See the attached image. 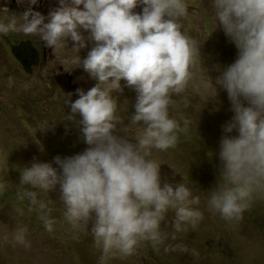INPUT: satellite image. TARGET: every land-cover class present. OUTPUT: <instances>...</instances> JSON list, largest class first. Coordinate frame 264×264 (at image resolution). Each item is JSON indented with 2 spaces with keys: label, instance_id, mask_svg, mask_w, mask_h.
Wrapping results in <instances>:
<instances>
[{
  "label": "clouds",
  "instance_id": "9594fccd",
  "mask_svg": "<svg viewBox=\"0 0 264 264\" xmlns=\"http://www.w3.org/2000/svg\"><path fill=\"white\" fill-rule=\"evenodd\" d=\"M8 2L0 5V36L39 37L65 71H70L67 65L82 67L96 81L87 92L77 88L79 98L74 102L72 93L63 98L71 110L66 119L82 125L88 147L74 156H56L57 167L33 162L23 168L19 200L38 208L45 230L52 232V208L38 197L59 186L63 220L73 231L85 229L91 235L101 253L98 264L136 256L145 245L157 251L161 246L165 252L186 251L182 244L166 242L198 227L204 219L194 207L200 198L184 183H162L161 163L153 151L176 148L181 134L189 131L187 122L181 126L170 115L177 103L174 96L184 94L197 79L210 98L217 94L204 71L200 42L182 31L188 4L185 0H58L59 6L45 17L33 10L38 0H16L18 5L28 4L19 15L9 14ZM138 6L141 13L134 12ZM211 13L214 29L218 23L238 50L235 62L215 80L226 90L234 113L224 132L235 130L238 135H225L220 141V176L207 201L211 212L232 224L240 222L257 200H264V0H211ZM89 42L92 47L81 59L78 53ZM65 50L72 55H62ZM121 80L136 92L135 112L127 125L117 115L113 95L123 92ZM184 104L187 107L186 100ZM76 114L81 117L78 121ZM6 189L0 183V192ZM170 212L173 232L168 234L161 225ZM27 232V227H18L10 237L0 238L29 250Z\"/></svg>",
  "mask_w": 264,
  "mask_h": 264
},
{
  "label": "rangeland",
  "instance_id": "374dc122",
  "mask_svg": "<svg viewBox=\"0 0 264 264\" xmlns=\"http://www.w3.org/2000/svg\"><path fill=\"white\" fill-rule=\"evenodd\" d=\"M185 2L188 4V15L182 21V31L200 42L204 71L217 94L215 98H210L211 93L197 79L190 83L184 94L174 96L177 103L170 109V115L181 126L187 122L189 131L186 136L181 134L182 140L176 148L162 153L153 151V157L161 163L162 183H184L191 189L193 196L200 198L199 204L194 207H198L204 214V219L194 229L197 231L196 236L191 235L190 229L183 233L186 251L179 253L182 255L180 261L186 264H264V200H257L244 213L240 222L232 224L225 222L218 213H213L208 208L210 191L217 186L220 176V172L213 168L214 165L216 169L221 168L220 141L225 135H238L235 130L231 133L224 132L223 126L232 119L234 113L226 90L215 84L216 77L231 64L224 54L230 44L234 43L218 23L214 29L211 0ZM0 5H5V0H0ZM58 6V0H38L32 7L34 11L47 17L49 11ZM6 7L10 10L9 14L19 15L26 10L28 4L18 5L16 0H10ZM134 12L141 13L142 6H138ZM83 34L88 35L87 32ZM20 41H28L38 52L39 64L32 68L31 73L24 72L11 53V46ZM67 43L71 48L72 42L69 40ZM91 47L89 42L86 48L80 50L78 55L81 59L86 58ZM62 55L70 56L72 53L65 50ZM235 55H238V50ZM66 67L70 71L64 70L60 59L50 48L44 46L39 37L25 36L22 33L0 36V183L7 185L6 190L16 193L23 191L24 186L19 183L20 171L30 167L33 162L51 163L53 167H57L54 163L56 156L49 154L48 147L61 139L62 134L68 136L77 130V126L82 128V125L66 119L71 110L69 105L63 103V98L67 93H72L71 100L74 102L79 98L77 88L87 92L95 86L96 81L82 67ZM120 83L123 92L113 95L117 96V115L124 118V124L127 125L135 112L136 92L126 87L125 81L121 80ZM75 119H81L79 114H76ZM117 134L123 135L119 132ZM57 155L63 156L59 152ZM44 195L49 201V207L56 208L60 223L64 224V206L59 200V186ZM16 212L22 215L24 211L16 206L7 209L6 205L0 204V237L3 234L10 237L16 228L27 227V239L31 242V248L25 250L11 243L10 239L6 242L0 238V264H98L101 253L97 248L83 256L77 253L80 250L61 244L63 241L68 242L70 233L51 232L48 235L45 227L29 220L27 214L14 217ZM172 221L170 212L166 222H171L172 226ZM90 228L91 223L88 225L89 230ZM80 235L89 239L87 243L94 244L93 238L85 229H82ZM109 264L152 263L140 251L138 255L125 260L114 258Z\"/></svg>",
  "mask_w": 264,
  "mask_h": 264
},
{
  "label": "trees",
  "instance_id": "16d2710c",
  "mask_svg": "<svg viewBox=\"0 0 264 264\" xmlns=\"http://www.w3.org/2000/svg\"><path fill=\"white\" fill-rule=\"evenodd\" d=\"M236 52H237V48L235 47V45L230 44V48L224 54L227 62L231 64L235 62V58H237L238 56V55H235ZM73 126L75 127L76 125L74 124ZM76 129H77L76 131L72 132L68 136H63L64 134H62L61 139H58L57 142H55L52 146L48 147L47 151L49 152V154L53 156H59L57 155L59 152L61 155H63V156H60L61 158L74 156L76 154H81L88 147V145L85 144L83 141V134H82L81 128L77 126ZM181 140L182 138H180V141ZM213 168H215V170L220 172L219 169H216L215 165ZM18 194L19 193H16L13 190H6L4 192H0V204L6 205L7 209H10V207L16 206L17 208L21 209L24 212L22 215L19 212H16V214H14V217L19 218L27 214L29 220L40 223L42 226H44L42 220L39 219L40 213H39L38 208L31 206L26 200L25 201L19 200ZM38 198L44 199L49 204V201L48 199H46L43 192L39 194ZM50 218L55 220L52 233L54 232V234H57L61 232H68L71 235V238L68 240V242L63 241V243L61 244H65L66 246H72V248H74L75 250L77 249V251L80 250L77 253L82 254L83 256L89 255L88 252L96 248L95 244L92 245L91 243H87V240L89 239L82 238L83 236L80 235V232L82 231V229H80L79 232L77 233L73 231L70 225H68L66 222L64 224H61L59 220V215L56 212V208L54 207H52V213H51ZM171 218L172 220L174 219L173 213H171ZM161 229L163 232L168 233V234H171L173 232L171 222L168 223L165 221L164 223H162ZM189 229L191 231L192 236L197 235V231H194V229H191V228ZM47 233L48 235H51V232H47ZM74 236H78V239H74ZM177 236L179 240L172 242L169 239V241H167L166 243H169V244L179 243L185 246L183 233H179L177 234ZM140 251L143 253V257L146 260H149L152 264H186L185 262L180 261L182 255L179 254L181 253V251L179 250L177 251L169 250L168 252H165L164 247L161 246L159 250L157 251L153 249L150 245H145L144 247H142Z\"/></svg>",
  "mask_w": 264,
  "mask_h": 264
},
{
  "label": "water",
  "instance_id": "95a60500",
  "mask_svg": "<svg viewBox=\"0 0 264 264\" xmlns=\"http://www.w3.org/2000/svg\"><path fill=\"white\" fill-rule=\"evenodd\" d=\"M11 53L26 73H31L32 68L39 64L38 52L28 41H20L17 45L11 46Z\"/></svg>",
  "mask_w": 264,
  "mask_h": 264
}]
</instances>
